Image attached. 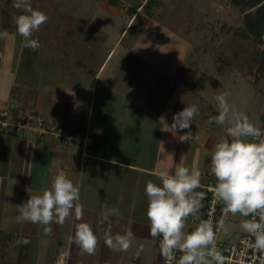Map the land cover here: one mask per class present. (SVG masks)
I'll return each mask as SVG.
<instances>
[{"label":"crops","instance_id":"0c3cea01","mask_svg":"<svg viewBox=\"0 0 264 264\" xmlns=\"http://www.w3.org/2000/svg\"><path fill=\"white\" fill-rule=\"evenodd\" d=\"M57 1L51 8L40 0V5L35 8L46 15L47 11L54 10L58 16L52 21V16L47 15V22L33 32L32 37L40 45L35 52L24 46L26 41L16 31L13 0H4L3 3L0 0V13H4L3 21L0 20V33H6L0 38V102L8 99L23 110L88 129L91 143L85 155L74 145L39 136L33 131L26 132L31 138L24 132L19 136H9L0 131V142L5 143L0 144L4 150L2 164L8 167L7 180L10 179L4 190L8 202L3 196L0 200L7 206L6 214L0 213L3 220L0 219V264H158L160 251L156 238L149 235L150 222L146 215V181L152 180L160 185L156 173L162 170L174 173L177 165L186 161L189 148L186 146L194 142H191L192 134L187 142H181L179 135L182 134H175L169 128L166 116L173 118L175 114L172 112L173 98L172 103L169 101L164 105L167 110L153 113L152 108L158 100L149 92L152 83L145 77L148 75L143 76L146 72L143 68H112L106 73V59L97 68H91L92 52L85 53L86 65L79 56H73L75 53L67 52L62 43H69L68 35H77L78 30L89 34L92 30L99 32V26L90 18L64 19L61 9H57ZM115 1V4L107 3L113 5L110 12L121 17L117 23L119 29L122 22L126 28L134 17L141 14L139 10L147 0L129 18L117 10L119 1ZM8 10L12 11L10 15ZM149 21L151 19H147V23ZM117 26L111 30L117 32ZM83 28L92 30L85 31ZM47 43H53V46L43 52ZM106 55L109 56V53ZM51 59H54V63H50L54 65V70L48 67ZM56 59L68 60L67 63L83 75L78 72L75 82L70 80L62 88L55 87V80L63 83L59 73L62 62L56 65ZM121 75L131 77L125 78L128 83H121ZM96 89L106 95L102 98L103 103L97 105ZM144 105L151 110L147 117L149 120L142 118L141 114L147 113L140 111ZM205 139L209 140L208 146L216 140L213 134H207ZM205 160L202 165L204 180L193 193L202 192L204 198L198 211L185 219V232L193 231L203 217L206 198L203 185L211 171V157ZM187 167L199 170V163L197 161ZM60 172L79 187L82 220L91 225L97 237L94 254L84 252L70 239L75 235L77 223L81 222L75 219L74 212L63 224H50L51 232L42 235V225L39 228L38 224L18 221L19 205L28 196L50 187L52 177ZM113 208L118 209L120 215H108L106 219V214ZM109 228L113 236L133 233L134 238L127 251H114L105 244ZM43 235L47 237L43 239ZM25 238L29 242L21 243ZM141 245L143 250H140ZM181 255L178 251L174 264H178ZM160 258L162 261L163 256Z\"/></svg>","mask_w":264,"mask_h":264},{"label":"rangeland","instance_id":"374dc122","mask_svg":"<svg viewBox=\"0 0 264 264\" xmlns=\"http://www.w3.org/2000/svg\"><path fill=\"white\" fill-rule=\"evenodd\" d=\"M44 1L45 5L53 8L51 5L55 4V0ZM118 1L117 10H121V13L128 18L144 2V0ZM39 2L40 0H31L32 7L39 6ZM107 2L108 0L57 1V9H61L64 19L90 18L99 26V32H94L93 27L92 29L83 28L85 31L92 30L91 35L79 30L77 35H68L69 43H62L63 48L67 52L75 53L73 56H79L85 65L87 63L85 53L92 52L89 64L91 68H97L106 59L104 64L106 73L112 68L121 70L143 68L146 71L143 76L148 75L145 77L152 83L149 92L154 94V99L158 100L152 108L153 113L167 110L168 107L165 108L164 105L169 101L171 103L173 101L172 112L174 113L185 106L196 105L199 111L191 121L190 129L184 130L191 131V142H194L186 146L189 148L183 164L187 166L198 161L202 182L205 177V172L202 170L203 163L207 161L205 158L211 157L215 144L227 135L229 126L227 123L219 125L214 121L209 122L211 117L219 114L217 95L225 94L229 105L236 111L245 113L256 127L264 126V34L259 39L253 36L249 39H240L237 32L241 33L243 27V12L240 7L232 5L228 0H156V3L147 8L138 7L141 14L134 17V21L132 20L126 28L122 22L119 29L117 23L121 17L119 18L117 13L110 12L113 5ZM104 4L107 6L104 7ZM55 12L47 11V15L52 16V21L58 18ZM7 13L10 15L12 11L8 10ZM14 14L18 15L20 12L16 9ZM3 19L4 13L1 12L0 20L3 21ZM147 19L151 21L147 23ZM115 26H117V32L111 30L112 27L116 29ZM121 32V37L118 39ZM51 45L53 46V43H47L43 52L49 51ZM107 53L109 56L106 55ZM220 55L231 58L232 65H220L221 62L218 61ZM56 60V65L62 62L59 73L63 83L60 84L55 80V87L62 88L70 80L75 82L78 72L80 76L83 75L81 71L67 63L68 60ZM50 63L53 64L54 59H51L48 64V67L54 70V65ZM220 66H222L221 70ZM120 77L123 78L120 80L121 83L125 81V78H131L129 75ZM139 83L141 84V81ZM190 89L191 93L187 92ZM96 91L97 105L103 103L102 98L106 95L98 89ZM2 103L9 105L11 102L6 99L2 100L0 105ZM142 110L147 113L145 114ZM140 111L143 112L142 118L149 120L147 117L151 110H147L144 105ZM167 120L171 124L172 118L169 115L166 116ZM75 127L76 131L81 132L80 126L75 125ZM26 132L30 131H24ZM14 134L17 135L9 136H19L23 132ZM26 134L31 138L28 133ZM175 134H183V132L177 131ZM207 134L215 136L216 140L212 146H208L209 140L205 141ZM0 144L5 143L0 142ZM74 146L78 148L75 144ZM86 151L83 154L86 155L88 153ZM3 156L4 150L0 145V200L4 198V201L8 202L7 192L4 190L10 179L7 180L8 167L2 164ZM9 173L11 176L10 171ZM6 209L7 206L0 201V213L4 215ZM246 218L239 213L230 214L219 231V240L226 243L235 242L244 231L241 228V221ZM28 223L30 225V222H26ZM42 226L41 235L45 233V226ZM38 227L40 228V225ZM46 237L43 235V239ZM160 256L158 264L164 259L163 257L160 261Z\"/></svg>","mask_w":264,"mask_h":264},{"label":"clouds","instance_id":"9594fccd","mask_svg":"<svg viewBox=\"0 0 264 264\" xmlns=\"http://www.w3.org/2000/svg\"><path fill=\"white\" fill-rule=\"evenodd\" d=\"M13 7L20 12L13 17L17 33L26 41L25 47L36 50L40 45L37 39L31 38L32 34L47 22L48 16L33 8L31 0H13ZM3 36L6 33H0V38ZM216 101L219 114L211 117L209 122L227 123L229 126L227 135L215 144L211 155V172L217 180L214 197L225 205V216L239 213L243 217H253L242 220L241 228L255 238L256 249L264 250V131L251 123L245 113L229 105L225 94L217 95ZM198 111V107L192 104L173 115L168 126L172 132H183L179 135L181 142L191 138V131L184 130L190 129ZM156 175L160 185L152 180L146 181V215L150 222L149 235L162 238L161 255L167 264L176 260V250L182 253L178 264H213V261L223 264V258L215 247L211 219L201 220L191 232L184 231L185 219L198 211L204 198L202 192L193 194L200 187L201 172L180 164L174 173L162 170ZM78 201L79 187L60 172L52 177L50 187L28 196L19 205L18 221L44 225L47 234L51 232L50 224H63L74 212L75 219L81 222L77 223L75 235L70 239L91 255L96 250L97 237L91 225L83 222V206ZM108 215L118 217L120 213L113 208L106 214V219ZM257 216L258 221L255 219ZM133 238L131 232L113 236L109 228L104 242L114 251H127ZM28 242L26 238L21 241L24 244ZM140 250H143L142 245Z\"/></svg>","mask_w":264,"mask_h":264},{"label":"built area","instance_id":"2783aa9c","mask_svg":"<svg viewBox=\"0 0 264 264\" xmlns=\"http://www.w3.org/2000/svg\"><path fill=\"white\" fill-rule=\"evenodd\" d=\"M3 105V106H2ZM0 105V131L13 134H21L24 131H33L39 136H47L55 140L75 144L85 152L88 145L91 143V137L88 135V129L84 131H76V127L66 125L59 118H46L39 113L23 110L17 105L10 103L9 105ZM264 131V126L259 127ZM217 183L216 177L210 171V174L203 185L206 198L203 208V219H211L213 231L215 235V247L223 258V264H264V250H259L254 247L255 238L251 234L243 231L235 242L226 243L218 238L219 231L223 227L227 217L223 211L225 205L218 202L214 197L213 189ZM246 219H253L252 216ZM257 221L259 217L255 218ZM223 220L221 224L220 221ZM161 237H156V245L161 251L160 241ZM179 250L175 251V256ZM211 259V258H209ZM161 264H167L164 258ZM174 264V261H173ZM213 264H216L213 261Z\"/></svg>","mask_w":264,"mask_h":264},{"label":"trees","instance_id":"16d2710c","mask_svg":"<svg viewBox=\"0 0 264 264\" xmlns=\"http://www.w3.org/2000/svg\"><path fill=\"white\" fill-rule=\"evenodd\" d=\"M110 3L115 4V0H108ZM234 6L240 7V10L243 12V27L240 31L239 38L249 39L253 36L255 39H259L264 34V0H228ZM156 3L155 0H147L144 4V7L147 8ZM256 41V40H255ZM218 61L221 62L222 66H231L232 59L226 55L218 56ZM252 65V64H251ZM220 66V70L222 68ZM187 92L191 93V89ZM194 95V93L192 92ZM63 121V120H62ZM64 122V121H63ZM66 125H70L64 122ZM73 126V125H71ZM75 127V126H74ZM84 131L85 129H81ZM203 217L201 218V220Z\"/></svg>","mask_w":264,"mask_h":264}]
</instances>
